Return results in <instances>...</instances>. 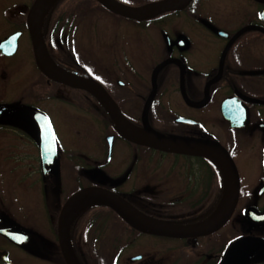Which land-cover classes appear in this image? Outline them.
<instances>
[{"label":"flooded vegetation","instance_id":"1","mask_svg":"<svg viewBox=\"0 0 264 264\" xmlns=\"http://www.w3.org/2000/svg\"><path fill=\"white\" fill-rule=\"evenodd\" d=\"M35 1L0 0V181L6 185L37 184L43 212L48 216L53 213L54 221L43 229L30 217L24 223L16 221L2 211L0 201V227L22 228L29 237L19 245L0 231V264H67L58 236L59 215L73 194L93 186L111 191L139 213L169 224L194 225L218 211L224 214L230 211L231 216L209 234L165 236L140 231L108 205L93 202L85 205L69 228L81 264H91L86 255L89 250L96 254V264H224L237 240L249 236L264 238V222L251 223L248 218L249 214L264 217V0H193L184 10L148 20L116 14L99 0H75L81 11L58 24V18L43 15L40 19L34 15ZM66 1L69 0H57L55 4L63 5ZM116 1L140 7L157 0ZM88 12L140 29L152 24L162 26L163 19L187 13L192 28L178 35L161 28L164 39L156 41L160 48L150 51L154 60L149 67L146 63L135 66L125 55L126 66L120 71L122 79L115 80L94 66L89 70L67 60L59 63L53 54L72 53L61 37L78 27V17L87 16ZM36 32L42 35L49 54L61 68L99 81L138 128L144 127L155 70L166 63L156 74V92L147 113L149 127L211 145L204 149L203 155L184 154L164 152L126 139L117 132L97 97L53 81L41 71L35 58ZM127 35L129 32L123 35L126 40ZM181 35L189 41L185 49L177 44ZM10 36L12 43L1 47ZM58 87L70 90L76 102H79L77 91H84L83 95L98 105L102 114L92 104L91 110L97 111L108 135H114L110 157L106 136L105 165L110 163L116 139L131 146L124 162L116 167L119 171L110 173L112 179L125 177L124 182L87 180L81 160L74 152L61 160L59 151L53 173L43 164L33 116L42 112L50 117L48 101ZM142 149L153 150L157 158L172 157L173 161H151L149 153L140 152ZM231 185H239L234 204ZM57 193H62L63 201L55 208ZM102 209L106 211L103 216H93ZM41 230L49 234L52 243L43 238ZM138 240L141 245L148 240L153 246H141L142 249L125 258L112 259L108 253H102L111 247L128 250ZM242 264H264V250L252 252Z\"/></svg>","mask_w":264,"mask_h":264},{"label":"rangeland","instance_id":"2","mask_svg":"<svg viewBox=\"0 0 264 264\" xmlns=\"http://www.w3.org/2000/svg\"><path fill=\"white\" fill-rule=\"evenodd\" d=\"M55 9L56 4L50 6L45 17L50 19ZM56 12L55 10V14L58 16L59 14ZM87 14V16L82 18L78 17L80 21L78 27H75L72 32H65L63 37H61L62 41L66 42L64 43L65 47L68 50H72V53H67V55L74 62L81 64V66H85L89 70H92L91 67L93 68L94 66L101 74L106 73L115 80L122 79L120 71L126 66L125 55L128 56L127 59L133 65L142 66L146 63L149 67L150 61L154 60V58L150 57V51L154 48H160L159 43L156 41L164 39L163 30H166L171 35H178L179 33L190 31L192 28L191 21H189L190 17L187 13L167 17L163 19L162 26L152 24L145 29L125 23L121 25L111 17L100 13L95 15L88 12ZM127 32L130 35H127L128 39L126 40L125 37V39L123 38V35L127 34ZM53 54L56 59L59 58L61 62H65V59L59 56L60 53L54 51ZM71 64L74 63L72 62ZM75 69L80 70L78 68ZM35 71H38L36 66ZM71 95L70 90L58 87L51 94L48 101L49 115L55 127L59 151L62 154L61 160L69 157L71 152H74L75 156L81 160L83 172L87 180L92 181L95 179V181L98 180V182L108 184L124 182L125 177L123 179L122 177L112 179L113 177L110 173L119 171L116 167H119L124 162V159H126L132 150L131 146L123 140L116 139L110 163L105 165L107 157L106 136L110 133L101 122V118L96 115L97 111L91 110L92 106L98 110L99 107L88 98H84L86 99V103L84 104L76 102ZM140 152L149 153V157L151 158L149 160L151 161L164 163L173 161L172 157L157 158L156 156L158 155H155L153 150L142 149ZM1 177H3V173ZM0 201L2 202V211L8 212L16 221L24 223L26 218L30 217L31 220H36L39 223L38 225L35 222L41 229L46 228L48 225L50 226L54 221L53 213H50L48 216L43 212V199L37 184L23 186L11 182V185H6L5 182L0 181ZM62 201V193L61 195L57 193V197L54 200L55 208ZM85 207H83L82 211ZM42 232L43 238L52 243L53 239L49 234L45 231ZM145 245L152 247L153 243L146 240ZM145 245L139 244L138 240V244L128 250H114L111 247L107 249V252L102 253H108L109 258L112 259L113 257L125 258L127 255L136 253L137 250L142 249L141 246ZM86 255L89 257L91 264H96V254L93 250L86 251ZM248 259L249 255L242 257L244 261Z\"/></svg>","mask_w":264,"mask_h":264},{"label":"water","instance_id":"3","mask_svg":"<svg viewBox=\"0 0 264 264\" xmlns=\"http://www.w3.org/2000/svg\"><path fill=\"white\" fill-rule=\"evenodd\" d=\"M47 1L48 0L35 1L33 6L34 15L39 17L41 8ZM56 1L57 0H52V5ZM99 1L116 14L135 20H147L167 12L184 10L193 0H157L146 3L140 7L127 6L117 2L116 0ZM33 34L36 48L35 58L41 71L53 81L63 83L71 88L88 91L97 97L106 107L107 112L115 123V128L117 131L126 139L133 143L152 147L164 152L184 154L203 155L204 149L208 145H211L209 142H193L191 141L192 139L187 137L166 135L154 130L152 127H149L147 122V113L156 92V74L166 63L161 64L155 70L153 82L154 89L146 105L144 127L138 128L127 119L119 104L99 81L80 77L61 68L49 54L42 35L38 32ZM12 41L13 36H10L7 40L2 42L1 47L4 48L8 44H11ZM177 44L181 49H185L189 46V41L185 36L181 35L177 40ZM11 52H14V50ZM33 122L38 131V140L41 147L43 164L48 166V171L50 173H53L55 172V168L59 161L58 140L54 126L50 117L42 112H37L34 114ZM107 140L110 157L113 151L114 135L108 136ZM230 190H234L233 194L235 195V199L232 201L234 204L238 198L239 185H235V187L231 185ZM85 197L97 198L98 200L94 201V203L99 202L108 205L121 217H123V219H125L131 226L140 231L165 236L189 237L193 235L209 234L223 226L231 216L230 211L227 214L221 213L220 211V214L217 217L211 216L210 218L194 225L179 226L169 224L139 213L117 194L111 191L98 186L87 187L73 194L65 202L59 215L58 236L61 250L67 264H81L74 252L69 236L70 224L75 217L69 223L68 220L71 209L77 202ZM126 206L130 210H128ZM133 212L145 219L141 220L137 218ZM248 218L251 223H254V221L257 220L264 222V217L259 218V216H255L254 214H249ZM0 231L2 234L6 235L9 239L19 245H23L29 240L28 234H26L22 228L16 226L4 225L0 227ZM259 250H264V238H254L250 236L243 237L232 244L227 253L224 264H242L245 262L242 260L244 255H249L250 257L252 252ZM3 254L6 256L5 253H2V255Z\"/></svg>","mask_w":264,"mask_h":264},{"label":"trees","instance_id":"4","mask_svg":"<svg viewBox=\"0 0 264 264\" xmlns=\"http://www.w3.org/2000/svg\"><path fill=\"white\" fill-rule=\"evenodd\" d=\"M62 6V7H60ZM55 10L57 11L56 13H58L59 15L56 16L55 14ZM52 13V18H58V21H57V24L60 23L63 19H68L70 17H73V16H76L80 11L81 9H79L76 4H75V0H69V1H66L65 4L63 5H56V9H55ZM60 57L62 56L65 60L69 61V63L71 64L72 62L75 64L76 62H74L72 60V58H70L68 55H59ZM61 57V58H62ZM70 58V59H69ZM59 63H61V60H59V58L56 59ZM57 84V83H55ZM78 94H75L76 98L78 99L79 103H86V98L83 93H85L84 91H77ZM114 131V129H112V132ZM115 132V131H114ZM106 213V211H104L103 209L102 210H99L97 211L96 213H94L93 216H103L104 214Z\"/></svg>","mask_w":264,"mask_h":264},{"label":"bare ground","instance_id":"5","mask_svg":"<svg viewBox=\"0 0 264 264\" xmlns=\"http://www.w3.org/2000/svg\"><path fill=\"white\" fill-rule=\"evenodd\" d=\"M52 5V0H48L41 8V11H40V19L42 18L43 15H45L50 6ZM134 128V127H133ZM98 199L95 198V197H85L83 198L82 200H80L79 202H77L74 207L71 209V213H70V217H69V220H68V223L76 216V214L85 206V205H88L94 201H97ZM127 207V206H126ZM128 208V207H127ZM128 210H130L128 208ZM134 213V212H133ZM135 216L141 220L145 219L143 217H141L140 215H137L136 213H134ZM220 214V211H218L216 214L213 215V217H217L218 215Z\"/></svg>","mask_w":264,"mask_h":264}]
</instances>
